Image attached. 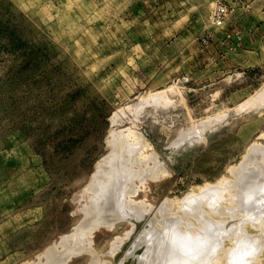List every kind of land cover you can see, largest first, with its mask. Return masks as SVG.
<instances>
[{"label":"rangeland","instance_id":"374dc122","mask_svg":"<svg viewBox=\"0 0 264 264\" xmlns=\"http://www.w3.org/2000/svg\"><path fill=\"white\" fill-rule=\"evenodd\" d=\"M219 1L0 0V264H45L49 248L61 251L118 132L151 146L135 149L132 134H122L128 152L120 157L152 150L163 164L165 176L135 181L132 197L154 206L233 180L248 147L264 146V0H236L215 23ZM230 52H243L236 70ZM248 218L241 231H264ZM113 226L92 230L91 247L104 252L128 229ZM260 240L246 264H264Z\"/></svg>","mask_w":264,"mask_h":264},{"label":"bare ground","instance_id":"6f19581e","mask_svg":"<svg viewBox=\"0 0 264 264\" xmlns=\"http://www.w3.org/2000/svg\"><path fill=\"white\" fill-rule=\"evenodd\" d=\"M262 88L261 91L264 92V87ZM261 91L255 95L256 100L261 97ZM212 120L214 123L219 122L218 117ZM118 133L120 136L123 134ZM131 134L122 136L129 138ZM116 135L113 137L115 138ZM120 136L116 139L111 137L113 141L115 140L114 144L117 148L114 151L117 150V152H113L114 148H112L108 158H102L104 161L108 159L105 163L108 166L107 170L104 169V163L103 166L102 162V165L98 162L100 165L96 167L103 166L100 168L104 171L98 174L97 167V178L95 173L94 176L91 175L94 181L86 186L87 188L90 186L87 191H91V196L88 199L89 205L83 207L84 219L82 224L78 225L80 228L76 226L75 230L78 229V231L61 236L59 242L61 251H57L55 245L54 248L47 250L45 264H65L71 255L76 256L81 253L88 255L85 264H219L223 259L226 264H246L257 255L256 253H259L260 247L263 246L262 239L260 240L264 236L262 235L263 226L261 228L263 232L256 233L257 235L254 236L245 234L241 229L248 217H253L252 222H256L252 225L248 218V222L250 221L248 226L252 225V228L256 224L257 228H254L258 229L261 223H264L263 145L255 143L248 147L243 158L230 171L229 175L233 176V180H223V184H206L176 201L165 197L154 206L132 197L138 188L135 181L138 180L137 183L143 185V178L146 179L143 175L147 176L146 173L150 174L149 177H152V180L158 173L165 176L166 171L161 166L163 164L159 156L151 149L150 154L148 152L142 154L141 151L151 146L144 137L135 132L132 134L133 141L130 143L133 147L139 144L140 146L137 147H141V151L130 153V156L128 153L126 158L120 157L124 154V150L127 151L123 148L126 142L120 139ZM118 147H120L119 150ZM134 148L136 149V146ZM141 165H143L142 168ZM225 202H228V205L231 203L229 206L236 205L234 206L236 209L226 208L223 205ZM237 213H241L243 217L236 218ZM211 215L219 218L229 216L228 219L231 221L236 219L238 225L233 226L228 222L229 220L226 223L222 222V219L217 222L211 219ZM116 222L124 223L128 229L124 230L123 234L114 235L107 242L108 248L104 252L91 247L90 232L100 226L113 232L115 229L113 225ZM228 237L233 239L228 242H232L230 244L232 246L225 250L222 248L221 241ZM249 241L253 244L249 245Z\"/></svg>","mask_w":264,"mask_h":264},{"label":"built area","instance_id":"2783aa9c","mask_svg":"<svg viewBox=\"0 0 264 264\" xmlns=\"http://www.w3.org/2000/svg\"><path fill=\"white\" fill-rule=\"evenodd\" d=\"M236 0L219 1L216 4L214 13L212 15L213 22H219L224 20L229 14V9H233V6L239 4L235 3Z\"/></svg>","mask_w":264,"mask_h":264},{"label":"crops","instance_id":"0c3cea01","mask_svg":"<svg viewBox=\"0 0 264 264\" xmlns=\"http://www.w3.org/2000/svg\"><path fill=\"white\" fill-rule=\"evenodd\" d=\"M231 53V59H229L228 60V64H229V66H232V67H234L235 68V70L236 69H238V67L239 66H236V65H239L240 63H241V61H240V59H238V58H240V56L239 57H237V58H234V56L236 55V54H243V52H241V53H238V52H236V53H234V52H230ZM229 53V54H230ZM244 61H245V59H244ZM239 62V63H238ZM233 64H236V65H233ZM245 64V63H244ZM226 66H228V65H226ZM228 66V67H229Z\"/></svg>","mask_w":264,"mask_h":264}]
</instances>
